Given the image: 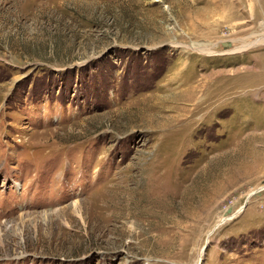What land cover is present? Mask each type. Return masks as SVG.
Segmentation results:
<instances>
[{
    "label": "rangeland",
    "instance_id": "rangeland-1",
    "mask_svg": "<svg viewBox=\"0 0 264 264\" xmlns=\"http://www.w3.org/2000/svg\"><path fill=\"white\" fill-rule=\"evenodd\" d=\"M0 264H264V0H0Z\"/></svg>",
    "mask_w": 264,
    "mask_h": 264
},
{
    "label": "bare ground",
    "instance_id": "bare-ground-1",
    "mask_svg": "<svg viewBox=\"0 0 264 264\" xmlns=\"http://www.w3.org/2000/svg\"><path fill=\"white\" fill-rule=\"evenodd\" d=\"M247 46L245 45H241V47L236 48L237 51L243 50L245 49ZM200 51L202 53H206V54H215V51H212L210 48L206 47V46H202L201 48H197V51Z\"/></svg>",
    "mask_w": 264,
    "mask_h": 264
}]
</instances>
